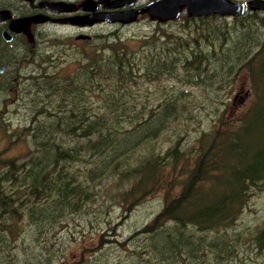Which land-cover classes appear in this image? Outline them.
<instances>
[{
    "label": "rangeland",
    "instance_id": "374dc122",
    "mask_svg": "<svg viewBox=\"0 0 264 264\" xmlns=\"http://www.w3.org/2000/svg\"><path fill=\"white\" fill-rule=\"evenodd\" d=\"M104 32L108 36L94 42L96 53L104 49L108 61L117 52L126 53L132 70L120 82L101 74L92 83L83 78L82 92L70 97L89 107L87 118L96 121L110 115L111 100L122 106L111 143L96 147L92 143L98 134L89 140L81 130L74 131L75 108L69 99L56 97L49 90L53 86L31 88L25 80L22 98L0 105V264H264L259 246L264 244V180L244 189L237 218L225 229L227 243L213 231L189 224L168 220L157 225L166 187L133 208L126 202L148 157L155 155L159 168L170 169L171 149L180 143L181 151L196 154L200 137L210 136L221 119L231 122L251 105L254 85L245 65L261 52L264 68V9L207 18L184 13L167 23L144 18ZM118 46L125 50L114 51ZM80 56L72 49L57 58L73 64L66 74V66L57 74L74 75ZM24 74L34 76L27 69ZM166 101H174L176 110L164 109ZM148 114L150 125L131 132ZM111 129L104 128V135ZM57 151L66 154L58 162ZM43 157L40 177L33 172L30 178L26 173ZM48 171L58 186L43 209L42 200L26 194L24 181L35 188ZM28 196L31 202H23Z\"/></svg>",
    "mask_w": 264,
    "mask_h": 264
},
{
    "label": "trees",
    "instance_id": "16d2710c",
    "mask_svg": "<svg viewBox=\"0 0 264 264\" xmlns=\"http://www.w3.org/2000/svg\"><path fill=\"white\" fill-rule=\"evenodd\" d=\"M124 47L118 46V49L115 47L113 49L114 51H123ZM260 53L253 55L245 65L254 85V88L250 89L253 95L251 105L231 122H225L224 118L221 119L222 121L219 122L215 132L210 136L200 137L199 144L196 145V154L192 155L189 152L181 151L180 143L171 149L169 152L173 156V165L170 169L159 168L155 155L148 157L149 162L143 167L141 177L135 181L129 200H126L127 203L129 201V208L136 206L148 194L166 187V204L155 219L157 225L168 220L175 221L179 226L189 224L200 230H206V232L213 231L221 242L227 243L225 231L237 218L235 212L237 213L245 200L244 189L264 180V141H260L264 137V68ZM125 54L117 52L112 55L113 59L109 61L104 58L106 57L104 54L98 59L92 57L88 59L81 72L70 77L67 82L70 85L62 82L56 83L57 85H49V87L53 86L49 90L55 92L56 97L59 98L62 95L64 101L69 99L67 104L70 108H75L73 130L76 132L81 130L85 135H88L89 140L92 139L90 135L98 134L99 138H95L92 143L96 147L111 143L117 138L115 121L122 115V106L116 100H111L112 106L107 103L110 115H104L96 121L87 118L90 108L74 99L77 93L82 92L83 78L92 83L94 75L101 74L109 79H115V82L123 80L126 73L128 74L132 70L126 61ZM187 63L193 66L191 61H187ZM107 65L111 68L108 69ZM72 95H75L74 98L70 97ZM110 97L111 95L107 97L108 101L111 99ZM172 108L173 111L176 110L175 102L166 101L164 109L171 110ZM174 113L181 114V112ZM39 114L40 112L36 116ZM150 121H152V117L148 114L147 118L141 119L138 124L133 126L131 132H137L142 126H149ZM53 122L56 124L57 119L54 118ZM86 124L88 125L87 129H85ZM107 127L112 129L109 132L106 131L104 135L103 130ZM36 130L41 133L38 128ZM100 133L104 135L103 138ZM251 137L256 138L252 142L253 144L250 142ZM57 152L54 157L56 162L66 157L65 153ZM42 159L39 162L37 160V165L30 167L29 173H26L30 175V178L33 176V172L40 177L43 172L40 166L45 165L44 157ZM2 161L0 160V163ZM3 165L8 164L4 162ZM10 168L13 169L10 178L14 180L17 177L15 163ZM43 174L44 180L35 183V188L30 184V181L29 183L24 181L27 186L25 192L27 195L33 194L37 201L42 200L44 204L42 208L47 209V205L51 203L50 197L56 192L55 186L58 185L49 171ZM31 187L33 188L32 193L30 192ZM178 189L180 190L177 193ZM2 193L0 180V202L3 199ZM11 201L13 200L11 199ZM28 201L31 202L29 199L23 200V202ZM3 202L5 204L7 200ZM33 210L35 208L32 205V219ZM14 213L18 219L19 213L17 211ZM145 231L150 230L147 227ZM183 232L181 231L180 234ZM259 246L264 250V244H259Z\"/></svg>",
    "mask_w": 264,
    "mask_h": 264
},
{
    "label": "flooded vegetation",
    "instance_id": "af4514ba",
    "mask_svg": "<svg viewBox=\"0 0 264 264\" xmlns=\"http://www.w3.org/2000/svg\"><path fill=\"white\" fill-rule=\"evenodd\" d=\"M152 1L0 0V105L22 98L25 80L31 88L57 85L58 82L66 84L70 77L82 71L89 58L103 56L104 49H97L96 53L94 42L108 36L109 33L104 32L106 28L114 32L120 25H130L144 18L160 21L148 12L133 17L136 10ZM246 9L253 10L248 6ZM119 13H124V18L133 17L128 20L132 22H120L127 20L117 18ZM184 13L192 18L219 15L195 16L184 11L181 16ZM88 48L94 52H88ZM72 49L81 53L76 59L74 75H58L62 67L66 66L63 71L66 74L73 64L57 61V58L66 56ZM25 69L34 76L24 74ZM1 111L0 108V114Z\"/></svg>",
    "mask_w": 264,
    "mask_h": 264
},
{
    "label": "water",
    "instance_id": "95a60500",
    "mask_svg": "<svg viewBox=\"0 0 264 264\" xmlns=\"http://www.w3.org/2000/svg\"><path fill=\"white\" fill-rule=\"evenodd\" d=\"M122 1L123 0H119ZM247 6L252 9H264V0H153L148 6L135 11V15L148 12L160 22L178 19L184 11L190 15L207 16L242 15ZM124 13H119L120 22H132L133 17L124 18ZM117 15V14H116ZM116 18V17H115ZM130 18V19H129Z\"/></svg>",
    "mask_w": 264,
    "mask_h": 264
}]
</instances>
